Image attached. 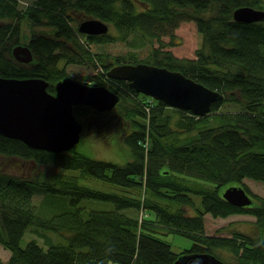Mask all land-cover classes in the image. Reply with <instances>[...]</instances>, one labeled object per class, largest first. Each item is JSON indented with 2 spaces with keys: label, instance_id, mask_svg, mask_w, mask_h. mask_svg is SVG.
<instances>
[{
  "label": "trees",
  "instance_id": "trees-1",
  "mask_svg": "<svg viewBox=\"0 0 264 264\" xmlns=\"http://www.w3.org/2000/svg\"><path fill=\"white\" fill-rule=\"evenodd\" d=\"M19 1L0 0V77L43 79L54 94V85L70 77L66 65L100 66L87 84L108 88L119 96L117 104L107 112L75 105L73 114L83 128L91 121L95 133L118 136L128 160L121 165L92 159L75 146L56 153L33 149L0 135V157L28 166L20 175L0 169V246L10 252L5 264H173L184 254H209L224 262L222 251L234 256L235 264H264V237L238 231L229 237L208 235L204 223L207 214H247L264 234V198L254 195L253 205L240 208L221 194L234 185L249 191L244 179L264 184V22L232 18L240 7L264 11V1L29 0L24 7ZM87 19L103 21L110 31L79 33ZM24 21L45 29L25 44L33 57L28 64L11 53L20 44ZM183 21H193L201 35L192 59L173 56L161 40L163 35L173 39L172 30ZM129 38L151 45L144 58L129 53L105 59L93 51ZM138 63L178 71L223 99L211 105L208 115L197 117L106 76L114 65ZM227 103L239 110L215 113ZM87 179L115 192L79 185ZM35 196H41L37 204ZM101 202L112 208L95 209ZM28 229L43 238L44 246L32 238L21 247ZM40 231L56 234L65 244ZM168 234L188 237L192 246L175 253L155 237Z\"/></svg>",
  "mask_w": 264,
  "mask_h": 264
},
{
  "label": "water",
  "instance_id": "water-1",
  "mask_svg": "<svg viewBox=\"0 0 264 264\" xmlns=\"http://www.w3.org/2000/svg\"><path fill=\"white\" fill-rule=\"evenodd\" d=\"M232 18L239 23L264 22V11L240 7ZM109 26L99 19H87L78 26L85 35L107 34ZM15 61L28 64L33 60L26 45L11 50ZM106 76L122 80L137 93L163 102L166 106L205 117L213 103L223 99L219 92L186 77L178 71L149 64H120L107 70ZM48 83L39 78L13 79L0 77V135L25 145L49 152H65L80 140L83 124L73 114V106L87 105L97 112L112 110L119 96L104 86L88 85L71 77L47 91ZM224 200L236 207L252 204L242 186L227 187ZM173 264H226L209 254H184Z\"/></svg>",
  "mask_w": 264,
  "mask_h": 264
},
{
  "label": "rangeland",
  "instance_id": "rangeland-1",
  "mask_svg": "<svg viewBox=\"0 0 264 264\" xmlns=\"http://www.w3.org/2000/svg\"><path fill=\"white\" fill-rule=\"evenodd\" d=\"M28 2L29 0H20L19 5L20 7H24ZM43 31H45L44 28H31L25 21L20 22V44H27L33 33H41ZM172 33L175 35L174 38L171 39L173 41V45H169L171 41L170 35L161 36L162 42L168 44L164 49L169 50L173 54V56L177 58H194L195 51L200 47L201 44V35L197 30L196 24L193 21H183L178 25L176 29L172 30ZM157 45L158 42L154 40L153 46L156 47ZM150 46L151 45L146 42H135L134 39L129 38L127 42L115 41L112 43H106L104 45L96 46L94 47L93 51L97 53H103V55H106L105 59L108 58L107 55H122L127 58L129 56V53H134L139 59H142L148 53ZM99 70H101L100 66L97 69H94L89 64L66 65V72L68 73V75H70L71 78L86 83H90V81L86 78L92 77L93 75L98 73ZM238 110V106L227 103L220 106L215 113L235 112ZM87 124L88 126H86V128H84L81 132L79 142L75 145L76 151L82 152L86 156L96 160H104L121 165L127 162L128 152L118 136H114L113 134L108 132H100L99 134H97L92 128L93 123L90 121ZM0 169H3L6 172L14 175H20L22 172H28V166L23 167L18 160L7 159L4 157H0ZM184 177L191 181L200 182L207 187L211 186V184L208 182H204L187 176ZM243 183L253 195L264 198L263 183L256 182L250 179H244ZM79 185L105 193L115 192L113 188L93 179L79 180ZM234 186L237 187L241 185ZM195 198L197 200V203L199 204L200 198L196 196ZM40 199L41 196H35L33 203L37 204ZM111 208L112 206L110 204H105L104 202L97 203V205L95 206V209L101 210H108ZM188 214L193 215L196 214V212L194 210L188 209ZM254 219L255 218L252 215L247 214L232 215L226 218H212L207 214L204 218L205 232L208 235L229 237L232 231H238L251 236L252 238H263L264 234L255 227ZM43 233L50 237L53 242H61L62 244H65V242L56 234L50 232ZM155 237L162 242L169 244L172 251L175 253H180L184 250L189 249L192 246L193 242L190 238L178 234L156 235ZM32 238L36 239L40 245L44 246L43 238L28 229L21 241V247H24L27 241ZM0 247L2 248V246ZM220 255L221 259L224 262L230 264L236 263V258L234 256H231L228 252L222 251Z\"/></svg>",
  "mask_w": 264,
  "mask_h": 264
},
{
  "label": "crops",
  "instance_id": "crops-1",
  "mask_svg": "<svg viewBox=\"0 0 264 264\" xmlns=\"http://www.w3.org/2000/svg\"><path fill=\"white\" fill-rule=\"evenodd\" d=\"M2 248L0 247V264H5L9 258V251Z\"/></svg>",
  "mask_w": 264,
  "mask_h": 264
},
{
  "label": "flooded vegetation",
  "instance_id": "flooded-vegetation-1",
  "mask_svg": "<svg viewBox=\"0 0 264 264\" xmlns=\"http://www.w3.org/2000/svg\"><path fill=\"white\" fill-rule=\"evenodd\" d=\"M80 82V81H79ZM83 83V82H82ZM85 84H87V83H85ZM84 129V128H83ZM246 191V190H245ZM247 192V194L252 198V203H254V195L250 192V191H246ZM251 205H253V204H251ZM250 205V206H251ZM250 206H246V207H250ZM240 208H245V207H240ZM238 215V214H237Z\"/></svg>",
  "mask_w": 264,
  "mask_h": 264
}]
</instances>
